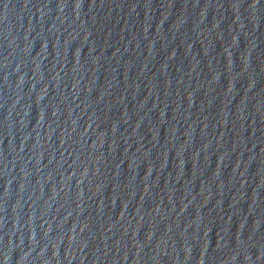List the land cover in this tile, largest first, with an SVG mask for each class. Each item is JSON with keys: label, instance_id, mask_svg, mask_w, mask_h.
<instances>
[{"label": "water", "instance_id": "1", "mask_svg": "<svg viewBox=\"0 0 264 264\" xmlns=\"http://www.w3.org/2000/svg\"><path fill=\"white\" fill-rule=\"evenodd\" d=\"M0 264H264V0H0Z\"/></svg>", "mask_w": 264, "mask_h": 264}]
</instances>
